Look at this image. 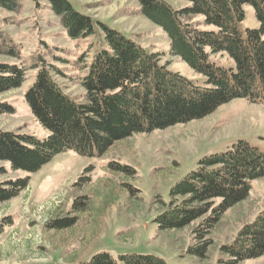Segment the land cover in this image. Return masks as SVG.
Instances as JSON below:
<instances>
[{"label": "rangeland", "instance_id": "rangeland-1", "mask_svg": "<svg viewBox=\"0 0 264 264\" xmlns=\"http://www.w3.org/2000/svg\"><path fill=\"white\" fill-rule=\"evenodd\" d=\"M13 1L20 10L0 8V34L17 45L19 59L0 52V63L20 65L25 78L20 88L0 94V104L13 109L11 114H0V131L42 140L47 131L24 99L35 79V66L40 58L54 65L59 74L53 78L62 91L82 103L81 65L93 54L95 40H70L44 0ZM68 1L82 14L156 53L171 72L203 86L201 75L169 54L167 36L139 13L137 0ZM166 1L175 9L185 6L178 0ZM202 20L196 17L191 23L201 28ZM240 26L257 28L252 8H246ZM211 61L225 68L233 65L222 55ZM239 139L264 152V105L235 99L202 119L116 141L99 157L59 154L34 174L12 171L8 163L0 162V184L27 178L24 190L0 203V264H82L101 252L115 259L124 254L151 255L165 264H230L223 249L264 212V177L252 181L248 197L228 209L202 238L195 231L219 200L179 230H159L156 220L167 209L163 203L168 204L170 189L196 169L199 159L223 153ZM116 164L131 172L110 167ZM52 223L67 226L54 228ZM203 244L205 252L199 257L192 251ZM237 264H264V256Z\"/></svg>", "mask_w": 264, "mask_h": 264}, {"label": "trees", "instance_id": "trees-1", "mask_svg": "<svg viewBox=\"0 0 264 264\" xmlns=\"http://www.w3.org/2000/svg\"><path fill=\"white\" fill-rule=\"evenodd\" d=\"M44 1L70 40H95L94 52L81 65L85 70L80 81L82 103L65 94L54 80L57 68L39 59L24 99L47 136L38 140L33 135L0 131V162L8 163L12 171L34 174L68 151L99 157L116 141L202 119L235 99L264 105V0H178L185 3L180 9L166 0H137L139 13L167 36L169 54L204 78L201 87L168 70L156 53L82 14L68 0ZM247 7L253 9L258 26L241 30ZM0 8L17 13L20 5L0 0ZM196 17L203 19L201 28L191 23ZM4 38L0 34V52L18 60L17 45ZM216 55L225 56L232 67L211 61ZM24 78L25 69L20 65L0 63V94L20 88ZM5 113H13L12 107L0 104V114ZM110 167L131 172L127 166ZM262 177L264 152L241 139L223 153L199 159L196 169L170 189L169 202L163 203L167 209L156 220L159 230L182 229L219 200L195 231L202 238L228 209L248 197L251 182ZM26 184L27 178L1 183L0 203L15 198ZM205 245L192 252L202 257ZM223 252L231 258L230 264L264 256V212ZM82 264L165 263L151 255L124 254L115 259L101 252Z\"/></svg>", "mask_w": 264, "mask_h": 264}]
</instances>
